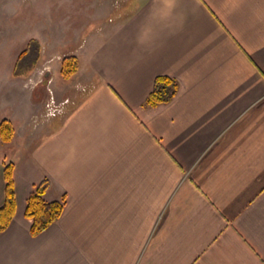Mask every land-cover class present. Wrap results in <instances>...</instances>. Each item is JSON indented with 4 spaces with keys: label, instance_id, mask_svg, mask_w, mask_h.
<instances>
[{
    "label": "crops",
    "instance_id": "crops-1",
    "mask_svg": "<svg viewBox=\"0 0 264 264\" xmlns=\"http://www.w3.org/2000/svg\"><path fill=\"white\" fill-rule=\"evenodd\" d=\"M111 1L66 30L50 19L30 70L13 75L22 49L0 70L15 130L0 206L8 163L16 201L0 264H264V0ZM159 76L178 91L149 106ZM44 179V200L66 203L32 237L26 200Z\"/></svg>",
    "mask_w": 264,
    "mask_h": 264
},
{
    "label": "rangeland",
    "instance_id": "rangeland-1",
    "mask_svg": "<svg viewBox=\"0 0 264 264\" xmlns=\"http://www.w3.org/2000/svg\"><path fill=\"white\" fill-rule=\"evenodd\" d=\"M105 1L106 0H0V26L3 31L5 28L11 29L4 37H0V70L10 67V64L14 61L13 54H16L15 52L19 53L20 49L23 51L28 50L26 55L22 56V59L19 61L21 65L22 63L31 61L34 57L33 55L36 53L35 47L40 49L38 50L39 55L42 49L47 48L50 44L52 45L53 40H51L52 37L49 31V29H51L49 27L50 19H55V22L60 23V26H62L59 28L62 30L64 28L65 30L68 29V26H72V24L79 26L81 23L83 24L85 20L83 18L86 13L85 5L91 6L92 8V6L97 3H105ZM111 2L113 5L117 4L116 6L125 5V12L134 7V3L132 1L129 2V0H112ZM71 6L74 11L70 10L69 7ZM76 26H73V28ZM92 28L93 26H91L89 30ZM65 34L67 35V33ZM36 36H40L42 41L38 42L37 39L34 38ZM28 38H34L32 39L33 42L30 41L31 39L27 41ZM72 44L73 41L67 46L63 44L60 48L59 46L55 48L59 52H63L71 49ZM16 56L17 55H15V57ZM75 57L80 63L79 57L76 54ZM59 80H61L60 76ZM45 83L46 80L44 79L43 85H45ZM44 88L47 91L46 85ZM40 90L42 91V88ZM47 104L48 100L44 104V113L46 116ZM50 108L55 109L51 104Z\"/></svg>",
    "mask_w": 264,
    "mask_h": 264
},
{
    "label": "trees",
    "instance_id": "trees-1",
    "mask_svg": "<svg viewBox=\"0 0 264 264\" xmlns=\"http://www.w3.org/2000/svg\"><path fill=\"white\" fill-rule=\"evenodd\" d=\"M33 42L32 40H30ZM38 47H35V54L31 61L19 64L22 56L26 55L28 50L23 51L16 62L13 75L19 76L30 70L33 61L38 56ZM79 69V62L74 56H66L61 59L59 75L64 81H69ZM178 91L177 82L167 76L156 77L152 89L147 96L146 104L149 106H159L168 104L173 100ZM15 134L14 127L9 120L0 121V141L3 144H9ZM13 163H8L3 168L4 179V200L0 206V234L10 225L16 209L15 188L13 180ZM50 183L44 179L37 184L26 200L24 217L30 222V235L36 237L44 232L49 226L55 223L61 216L66 198L63 196L59 200L47 202L43 196L48 191Z\"/></svg>",
    "mask_w": 264,
    "mask_h": 264
}]
</instances>
